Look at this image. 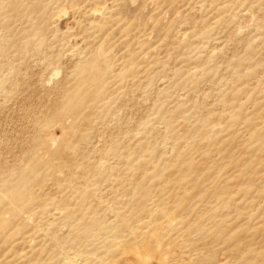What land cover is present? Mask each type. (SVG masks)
Masks as SVG:
<instances>
[{
  "label": "rangeland",
  "instance_id": "1",
  "mask_svg": "<svg viewBox=\"0 0 264 264\" xmlns=\"http://www.w3.org/2000/svg\"><path fill=\"white\" fill-rule=\"evenodd\" d=\"M0 264H264V0H0Z\"/></svg>",
  "mask_w": 264,
  "mask_h": 264
}]
</instances>
